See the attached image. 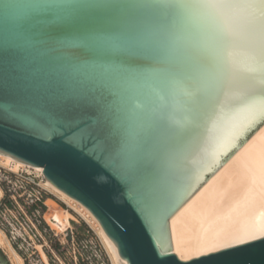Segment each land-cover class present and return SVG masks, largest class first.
<instances>
[{
    "label": "water",
    "instance_id": "obj_1",
    "mask_svg": "<svg viewBox=\"0 0 264 264\" xmlns=\"http://www.w3.org/2000/svg\"><path fill=\"white\" fill-rule=\"evenodd\" d=\"M189 3L0 0V153L43 167L129 264H264V237L172 251L170 217L264 124L260 6ZM194 61L199 89L175 71ZM70 112L93 129L83 152Z\"/></svg>",
    "mask_w": 264,
    "mask_h": 264
},
{
    "label": "bare ground",
    "instance_id": "obj_2",
    "mask_svg": "<svg viewBox=\"0 0 264 264\" xmlns=\"http://www.w3.org/2000/svg\"><path fill=\"white\" fill-rule=\"evenodd\" d=\"M0 166L15 172L29 168L40 173L50 191L95 225L113 263L129 264L96 216L47 179L43 167H34L3 153H0ZM2 193L0 187V198ZM70 215L66 212V217L62 218L55 214L52 224L58 228L70 225ZM169 228L172 251L181 260L264 237V124L170 217ZM7 243L10 245L7 235L0 229V247ZM13 252L16 263L23 264L14 249ZM42 255L46 264H50L44 251Z\"/></svg>",
    "mask_w": 264,
    "mask_h": 264
},
{
    "label": "rangeland",
    "instance_id": "obj_3",
    "mask_svg": "<svg viewBox=\"0 0 264 264\" xmlns=\"http://www.w3.org/2000/svg\"><path fill=\"white\" fill-rule=\"evenodd\" d=\"M0 187V229L23 264H46L42 251L50 264H114L95 225L50 191L36 170L27 168L19 176L0 166ZM66 212L71 224L54 226L53 215L65 218ZM10 245L0 249L9 264H17Z\"/></svg>",
    "mask_w": 264,
    "mask_h": 264
},
{
    "label": "snow or ice",
    "instance_id": "obj_4",
    "mask_svg": "<svg viewBox=\"0 0 264 264\" xmlns=\"http://www.w3.org/2000/svg\"><path fill=\"white\" fill-rule=\"evenodd\" d=\"M249 5H259L261 8V30L262 35H264V0H191V3L185 5V7H203L207 9H230L239 6H249ZM175 71L182 75L186 82L193 88L199 89V80L197 78V72L199 71L198 61H194L189 67L175 69ZM199 98V92L197 99ZM195 104V102H194ZM88 108H98V103H88L86 105ZM81 121L82 118L78 114H73L70 112L65 119V123L61 124L60 127L64 129L61 133L64 138V142L70 147H73L81 152L86 148V139L91 137L93 134V129L91 125H85L81 128V123H76ZM135 162H130V167L135 169ZM142 219L145 221L147 226H151L152 218L150 215L145 214L142 210L140 212Z\"/></svg>",
    "mask_w": 264,
    "mask_h": 264
},
{
    "label": "built area",
    "instance_id": "obj_5",
    "mask_svg": "<svg viewBox=\"0 0 264 264\" xmlns=\"http://www.w3.org/2000/svg\"><path fill=\"white\" fill-rule=\"evenodd\" d=\"M24 171H25V169H20L19 171H17V172H15V171H13V172H15L16 173V175H22L23 173H24ZM3 192H4V190H3ZM38 198V201H40V198L39 197H37Z\"/></svg>",
    "mask_w": 264,
    "mask_h": 264
}]
</instances>
